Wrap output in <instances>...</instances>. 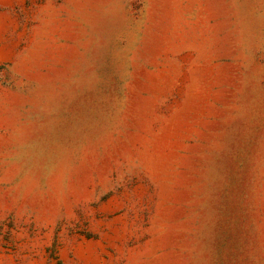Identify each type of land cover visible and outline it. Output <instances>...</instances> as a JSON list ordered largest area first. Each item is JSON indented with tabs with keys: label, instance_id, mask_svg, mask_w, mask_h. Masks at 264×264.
<instances>
[{
	"label": "rangeland",
	"instance_id": "374dc122",
	"mask_svg": "<svg viewBox=\"0 0 264 264\" xmlns=\"http://www.w3.org/2000/svg\"><path fill=\"white\" fill-rule=\"evenodd\" d=\"M0 264H264V0H0Z\"/></svg>",
	"mask_w": 264,
	"mask_h": 264
}]
</instances>
